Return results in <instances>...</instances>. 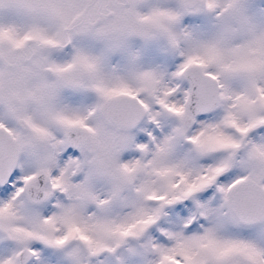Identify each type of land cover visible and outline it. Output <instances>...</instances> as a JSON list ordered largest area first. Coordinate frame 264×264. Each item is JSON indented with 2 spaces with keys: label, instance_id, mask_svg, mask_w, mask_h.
I'll return each instance as SVG.
<instances>
[{
  "label": "snow or ice",
  "instance_id": "6c2138e0",
  "mask_svg": "<svg viewBox=\"0 0 264 264\" xmlns=\"http://www.w3.org/2000/svg\"><path fill=\"white\" fill-rule=\"evenodd\" d=\"M0 264H264V0H0Z\"/></svg>",
  "mask_w": 264,
  "mask_h": 264
}]
</instances>
